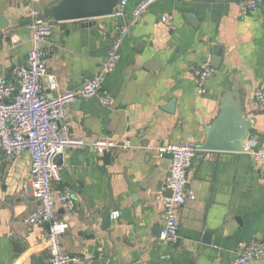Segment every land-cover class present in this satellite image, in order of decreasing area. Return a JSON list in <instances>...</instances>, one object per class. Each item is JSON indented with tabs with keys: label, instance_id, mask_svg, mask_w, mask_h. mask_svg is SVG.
I'll use <instances>...</instances> for the list:
<instances>
[{
	"label": "crops",
	"instance_id": "obj_1",
	"mask_svg": "<svg viewBox=\"0 0 264 264\" xmlns=\"http://www.w3.org/2000/svg\"><path fill=\"white\" fill-rule=\"evenodd\" d=\"M60 0H41L47 10ZM141 0H130L124 18L69 21L53 26L49 71L57 88L81 91L108 56L120 26L128 25ZM30 0H0V76L10 80L32 47ZM170 16V23L162 20ZM89 23V24H88ZM121 47L122 58L104 83L112 97L77 99L62 123L86 140L131 141L135 148L97 154L89 146L66 149L58 162L70 188L73 213L63 237L70 264H237L251 240L264 242V161L249 153L199 149L223 102L239 105L254 131L248 145L264 146V106L254 99L264 86V0L245 13L235 0H160L135 24ZM223 55L207 93L198 94L194 67ZM190 139L198 151L187 173L196 195L179 208V238L160 239L171 159L160 151ZM31 156L8 159L0 152V264H51L47 224L24 225L39 202L28 197ZM119 216L108 219L110 213ZM246 264H264V258Z\"/></svg>",
	"mask_w": 264,
	"mask_h": 264
},
{
	"label": "built area",
	"instance_id": "obj_2",
	"mask_svg": "<svg viewBox=\"0 0 264 264\" xmlns=\"http://www.w3.org/2000/svg\"><path fill=\"white\" fill-rule=\"evenodd\" d=\"M160 0H141L131 13L128 25L120 26L112 39L107 58L99 71L84 81L81 91L48 93V89L57 88L56 76L49 71L47 59L53 53L51 49L52 21L39 9L41 0H30V19L32 47L25 64L15 71L10 80L0 76V152L8 159L19 157L23 153L31 156V177L25 183V192L39 202L36 209L24 218V225L47 224L48 252L51 264H70L71 257L63 246V237L69 229V222L59 217V209L73 213L76 205L73 192L64 188L54 191V184L62 180V167L58 159L66 149H80L89 146L97 154H104L114 148H135L131 141L117 143L111 139L97 138L86 140L70 135L69 127L63 124L68 107L77 99L99 98L105 107L111 105L112 97L102 93L105 79L113 73L122 58L121 47L129 35L130 25L137 23L144 13ZM245 13L256 11L261 0H235ZM130 0H119L112 17L124 18ZM163 22L170 23V16H163ZM217 69L210 59L205 60L192 70L198 94L207 93V81L214 77ZM255 101L264 106V86L254 93ZM249 154L256 161H264V146L252 149ZM198 151L193 139L185 144H171L160 151V155L171 154L168 193L157 195L156 199L164 207L165 225L160 239L166 243H175L179 238V208L196 195L187 189V173ZM118 212H113L115 219ZM264 258V242L251 240L242 249L237 264H246Z\"/></svg>",
	"mask_w": 264,
	"mask_h": 264
},
{
	"label": "water",
	"instance_id": "obj_3",
	"mask_svg": "<svg viewBox=\"0 0 264 264\" xmlns=\"http://www.w3.org/2000/svg\"><path fill=\"white\" fill-rule=\"evenodd\" d=\"M118 2L119 0H60L47 10L46 16L52 21L53 26L69 21H90L112 16ZM217 49L211 61L215 68L219 67L223 55L221 48ZM253 131V123L246 118L242 108L225 100L199 149L213 152L248 153V142ZM166 155L172 158L171 154ZM111 216L112 213L108 214L107 222Z\"/></svg>",
	"mask_w": 264,
	"mask_h": 264
}]
</instances>
